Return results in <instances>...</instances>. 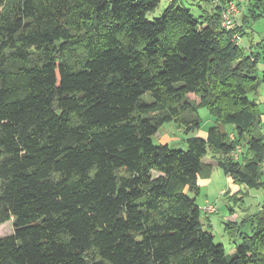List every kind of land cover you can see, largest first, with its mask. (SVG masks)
<instances>
[{"label":"trees","instance_id":"16d2710c","mask_svg":"<svg viewBox=\"0 0 264 264\" xmlns=\"http://www.w3.org/2000/svg\"><path fill=\"white\" fill-rule=\"evenodd\" d=\"M206 1L0 0V264H264V211L229 258L189 194L215 166L264 186L256 60ZM203 106L206 138L153 142Z\"/></svg>","mask_w":264,"mask_h":264},{"label":"rangeland","instance_id":"374dc122","mask_svg":"<svg viewBox=\"0 0 264 264\" xmlns=\"http://www.w3.org/2000/svg\"><path fill=\"white\" fill-rule=\"evenodd\" d=\"M191 11L198 17L205 11H212L213 3L206 0H183ZM170 0H160L159 6L149 12L150 18L162 15ZM238 25L243 29L240 47L246 57L256 60L260 84L256 90L249 92L251 99L259 104L264 133V3L260 0H238ZM200 127L187 131L186 124L179 121L165 122L153 135L155 144H169L171 147L186 149L188 138L198 136L206 138L208 130L218 125L217 119L206 106L200 107ZM222 129L233 131L230 124L219 125ZM209 151L206 160L213 161ZM264 170V169H263ZM218 171V173H217ZM206 169L199 177V194L195 196L197 203L202 205L213 202L219 211L212 214V222L204 220V227L215 235V241L223 243L229 258L235 253L238 245L245 236L252 234L253 224L259 222L260 214L264 211V186L249 187L244 182L226 175L224 170L215 166L208 176ZM264 180V174H263ZM225 189V191H222ZM231 220L233 226L227 221ZM14 217L0 225V236L14 232ZM258 224V223H257Z\"/></svg>","mask_w":264,"mask_h":264},{"label":"built area","instance_id":"2783aa9c","mask_svg":"<svg viewBox=\"0 0 264 264\" xmlns=\"http://www.w3.org/2000/svg\"><path fill=\"white\" fill-rule=\"evenodd\" d=\"M217 4L219 0H216ZM216 5V4H215ZM239 14V5L235 0L228 1L222 10V25L227 29H231L235 19ZM237 40L240 41L241 38L237 35ZM235 157H238V153H235ZM202 215L204 217H210L219 211L217 204L213 202H207L201 206Z\"/></svg>","mask_w":264,"mask_h":264},{"label":"crops","instance_id":"0c3cea01","mask_svg":"<svg viewBox=\"0 0 264 264\" xmlns=\"http://www.w3.org/2000/svg\"><path fill=\"white\" fill-rule=\"evenodd\" d=\"M208 161H210V160H208ZM214 162H215V161H214ZM217 173H218V171H217ZM222 191H225V189H223ZM202 205H203V204H202ZM211 218H212V216L210 217V221L212 222Z\"/></svg>","mask_w":264,"mask_h":264}]
</instances>
